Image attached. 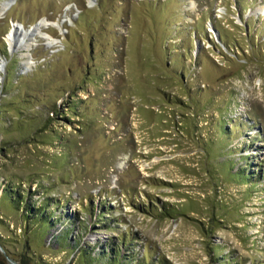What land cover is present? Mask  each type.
<instances>
[{"label": "rangeland", "instance_id": "374dc122", "mask_svg": "<svg viewBox=\"0 0 264 264\" xmlns=\"http://www.w3.org/2000/svg\"><path fill=\"white\" fill-rule=\"evenodd\" d=\"M0 264H264V0L0 12Z\"/></svg>", "mask_w": 264, "mask_h": 264}, {"label": "bare ground", "instance_id": "6f19581e", "mask_svg": "<svg viewBox=\"0 0 264 264\" xmlns=\"http://www.w3.org/2000/svg\"><path fill=\"white\" fill-rule=\"evenodd\" d=\"M6 7H7L6 4H2L1 7H0V12L4 11ZM12 32L13 33L9 36L10 37L9 41H12L13 39H15L19 35L18 28H16V27L13 28ZM23 47L26 48L27 46L24 45Z\"/></svg>", "mask_w": 264, "mask_h": 264}, {"label": "water", "instance_id": "95a60500", "mask_svg": "<svg viewBox=\"0 0 264 264\" xmlns=\"http://www.w3.org/2000/svg\"><path fill=\"white\" fill-rule=\"evenodd\" d=\"M13 0H8V2H7V4L9 5L11 2H12ZM7 5V6H8ZM36 25H37V23H35ZM35 26V25H34ZM28 31L30 32V34H33V26H31L29 29H28Z\"/></svg>", "mask_w": 264, "mask_h": 264}, {"label": "trees", "instance_id": "16d2710c", "mask_svg": "<svg viewBox=\"0 0 264 264\" xmlns=\"http://www.w3.org/2000/svg\"><path fill=\"white\" fill-rule=\"evenodd\" d=\"M82 256H84V254H82ZM109 261L111 260V259H108Z\"/></svg>", "mask_w": 264, "mask_h": 264}]
</instances>
